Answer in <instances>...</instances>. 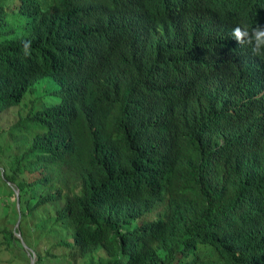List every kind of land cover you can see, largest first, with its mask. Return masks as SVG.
I'll list each match as a JSON object with an SVG mask.
<instances>
[{"label":"trees","instance_id":"1","mask_svg":"<svg viewBox=\"0 0 264 264\" xmlns=\"http://www.w3.org/2000/svg\"><path fill=\"white\" fill-rule=\"evenodd\" d=\"M258 25L264 0H0V112L33 99L0 113L8 178L66 264H264V56L232 38Z\"/></svg>","mask_w":264,"mask_h":264},{"label":"rangeland","instance_id":"2","mask_svg":"<svg viewBox=\"0 0 264 264\" xmlns=\"http://www.w3.org/2000/svg\"><path fill=\"white\" fill-rule=\"evenodd\" d=\"M32 101V95L24 93L17 104L5 110H14L16 113ZM10 118L9 112L7 115L0 114V264H66V261L60 257L67 255L62 253L66 249L57 246L56 241L64 230L60 226H53L45 236L43 227L40 229L37 221L24 212L22 202L18 201L17 204L15 202L13 181L8 178L10 170L8 166L19 151L17 145L23 147L25 139L22 138L20 141L13 139V135L19 134V131L16 126L5 125L10 122ZM43 252L48 254L43 255ZM69 262L85 264V257Z\"/></svg>","mask_w":264,"mask_h":264},{"label":"clouds","instance_id":"3","mask_svg":"<svg viewBox=\"0 0 264 264\" xmlns=\"http://www.w3.org/2000/svg\"><path fill=\"white\" fill-rule=\"evenodd\" d=\"M232 38H234L239 45L250 46L253 55L264 56V26L258 25L251 29L247 26H236L232 31ZM21 43L24 56H30L32 52V41L25 39L22 40ZM13 188L16 187L12 184V189Z\"/></svg>","mask_w":264,"mask_h":264},{"label":"water","instance_id":"4","mask_svg":"<svg viewBox=\"0 0 264 264\" xmlns=\"http://www.w3.org/2000/svg\"><path fill=\"white\" fill-rule=\"evenodd\" d=\"M13 192L15 193V202L17 204V188H13Z\"/></svg>","mask_w":264,"mask_h":264}]
</instances>
